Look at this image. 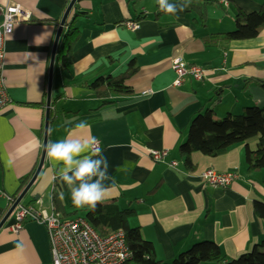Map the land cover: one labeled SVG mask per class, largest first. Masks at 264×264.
<instances>
[{
    "label": "crops",
    "instance_id": "crops-1",
    "mask_svg": "<svg viewBox=\"0 0 264 264\" xmlns=\"http://www.w3.org/2000/svg\"><path fill=\"white\" fill-rule=\"evenodd\" d=\"M70 2L0 0V7L20 6L33 14L31 21L16 23L6 41L3 75L11 102L0 111V222L15 203L10 205L8 198L17 200L41 159L50 62ZM75 12L86 14L76 20L81 36L69 71L56 55L52 100L57 98L58 118L50 123L49 142L69 133L72 138L95 137L113 178L105 184L112 187L114 181L104 203L134 208L130 225L140 228L153 243L159 260L171 262L176 258L173 173L150 154L167 150L168 160H172L166 13L157 0H78L68 19ZM2 19L0 10V23ZM128 22H137L139 27L128 29ZM131 61L138 67L127 80L134 93L114 96L111 104L100 107L101 100L88 83L101 75H118ZM81 121L89 125L84 131L75 127ZM58 168L47 156L19 204L51 214L55 212L52 192L56 188L64 204V211L57 214L63 219L83 217L84 207L73 205ZM24 180L27 184L22 185ZM14 211L0 230V264H52L45 225L27 220L15 234L9 230Z\"/></svg>",
    "mask_w": 264,
    "mask_h": 264
},
{
    "label": "built area",
    "instance_id": "built-area-1",
    "mask_svg": "<svg viewBox=\"0 0 264 264\" xmlns=\"http://www.w3.org/2000/svg\"><path fill=\"white\" fill-rule=\"evenodd\" d=\"M3 14L0 23V111L10 102L3 75L5 66L6 41L12 35L14 26L18 22H28L33 18L30 11L20 6L0 7ZM126 27L135 30L137 22H128ZM96 147L100 150V143ZM151 158L157 163H165L172 168V160L167 150H153ZM10 205L15 200L8 198ZM15 217L9 230L19 233L27 220H35L45 225L50 243L52 264H125L132 253L127 245L123 231H116L108 236H101L83 218L63 219L57 213L44 214L35 208L19 204L15 209Z\"/></svg>",
    "mask_w": 264,
    "mask_h": 264
},
{
    "label": "trees",
    "instance_id": "trees-1",
    "mask_svg": "<svg viewBox=\"0 0 264 264\" xmlns=\"http://www.w3.org/2000/svg\"><path fill=\"white\" fill-rule=\"evenodd\" d=\"M84 14L86 13L75 12L71 19L67 20L60 38L57 55L67 71L70 70L71 56L81 36V30L77 27L76 20ZM137 71L138 67L134 65V61H131L125 71L116 76L101 75L88 83V88L101 100L100 107L109 105L112 103L111 98L114 96H127L134 93L133 88L127 84V80L136 74ZM90 73L91 71L87 74ZM56 99L55 97L52 100L51 124L58 118V114L55 111ZM26 180L22 182V185L27 184ZM52 204L56 213L64 211L61 192L56 188L52 192ZM77 211L78 209L74 210L76 213ZM81 211L84 212L83 218L99 235L105 237L116 231L125 233L127 245L132 253V257L128 262H134L135 264H176V258L171 262L159 260L153 243L144 238L140 228L130 225L129 219L136 214L134 208L121 209L116 204L102 203L97 204L95 211L88 206H85Z\"/></svg>",
    "mask_w": 264,
    "mask_h": 264
},
{
    "label": "clouds",
    "instance_id": "clouds-1",
    "mask_svg": "<svg viewBox=\"0 0 264 264\" xmlns=\"http://www.w3.org/2000/svg\"><path fill=\"white\" fill-rule=\"evenodd\" d=\"M161 11L176 15L183 12L191 4V0H179L169 3V0H157ZM77 130L84 131L89 127L87 121H81ZM95 137L91 139L67 137L47 145V156L59 165L58 177L68 187L72 203L76 208L88 206L95 211L97 204H102L111 196L112 187L106 186L105 181L113 180L109 175L107 158L102 155L96 145ZM12 161H8V166Z\"/></svg>",
    "mask_w": 264,
    "mask_h": 264
},
{
    "label": "water",
    "instance_id": "water-1",
    "mask_svg": "<svg viewBox=\"0 0 264 264\" xmlns=\"http://www.w3.org/2000/svg\"><path fill=\"white\" fill-rule=\"evenodd\" d=\"M78 0H71V2L69 3L64 16L60 22L59 28H58V32L56 35V39H55V43H54V47H53V52H52V57H51V62H50V70H49V80H48V91H47V103H46V117H45V128H44V140H43V148H42V155H41V159L38 165V168L34 174V176L32 177L31 181L28 183V185L25 187V189L23 190V192L19 195V197L17 198V200L15 201V203L13 204V206L9 209V211L7 212V214L5 215V217L2 219V221L0 222V230L4 227V225L6 224V222L8 221V219L10 218L11 214L13 213V211L16 209V207L19 205V203L23 200V198L25 197V195L27 194V192L29 191V189L31 188V186L33 185V183L35 182L36 178L38 177L44 163L47 157V145L49 143V134H50V115H51V110H52V90H53V73H54V64L56 61V55H57V49H58V45L60 42V38L62 36L65 24L71 14V12L73 11L75 4L77 3Z\"/></svg>",
    "mask_w": 264,
    "mask_h": 264
},
{
    "label": "rangeland",
    "instance_id": "rangeland-1",
    "mask_svg": "<svg viewBox=\"0 0 264 264\" xmlns=\"http://www.w3.org/2000/svg\"><path fill=\"white\" fill-rule=\"evenodd\" d=\"M25 200V199H24ZM125 264H135L134 262H127V263H125Z\"/></svg>",
    "mask_w": 264,
    "mask_h": 264
}]
</instances>
